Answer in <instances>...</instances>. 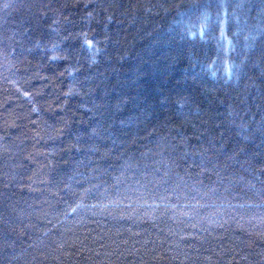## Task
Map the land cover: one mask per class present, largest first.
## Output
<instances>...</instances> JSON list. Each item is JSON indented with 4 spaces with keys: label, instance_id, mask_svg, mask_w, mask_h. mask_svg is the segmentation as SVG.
<instances>
[{
    "label": "trees",
    "instance_id": "1",
    "mask_svg": "<svg viewBox=\"0 0 264 264\" xmlns=\"http://www.w3.org/2000/svg\"><path fill=\"white\" fill-rule=\"evenodd\" d=\"M0 264H264V0H0Z\"/></svg>",
    "mask_w": 264,
    "mask_h": 264
},
{
    "label": "snow or ice",
    "instance_id": "2",
    "mask_svg": "<svg viewBox=\"0 0 264 264\" xmlns=\"http://www.w3.org/2000/svg\"><path fill=\"white\" fill-rule=\"evenodd\" d=\"M91 46V41H89V47Z\"/></svg>",
    "mask_w": 264,
    "mask_h": 264
}]
</instances>
